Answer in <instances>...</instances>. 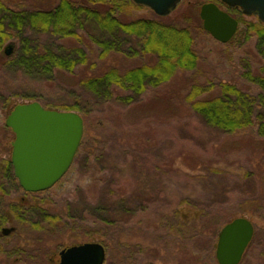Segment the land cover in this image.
I'll return each instance as SVG.
<instances>
[{"label": "rangeland", "instance_id": "1", "mask_svg": "<svg viewBox=\"0 0 264 264\" xmlns=\"http://www.w3.org/2000/svg\"><path fill=\"white\" fill-rule=\"evenodd\" d=\"M8 1H18L20 4L16 5L17 8L47 9L59 0ZM118 1L125 4L124 0ZM207 1L181 0L172 13L161 19L180 24H187L183 21L187 19L191 21L192 27H197V24L202 26L199 8ZM216 1L239 21L237 32L229 43L218 42L201 31L195 44L200 55L195 69L176 72L169 81L156 88H148L132 105H127L122 97L125 92L119 89V99L108 100L85 115L89 119L88 126L85 125L83 114L76 111L83 118L84 129L73 162L49 193H37L49 198L43 206H50L52 214H64L66 202L78 203L77 207H70L75 217L68 222L72 221L73 229L66 225L64 217L62 221L47 226V229L55 228L52 233L32 229L28 231L27 228L19 234L20 240L17 242L23 248L36 249L33 253L39 258L43 257L46 248V258L55 256L53 263L57 264L60 248L87 241L98 242L97 235L91 232L98 230V236H104L110 247L117 245V239L118 243L133 246L128 264H150V261L154 264H194L190 260L195 257L193 249L203 247H206V255H201L203 263L195 261V264H207V249L212 246V259L217 264L214 255L217 231L230 219L246 217L254 225V234L239 264H258L255 255L259 251L257 248H249L251 243L256 245L264 241V135L258 134L255 127L225 133L205 123L184 99L193 82L213 84L209 92H216L218 87L215 85L221 81L233 82L245 88L249 84L245 82L243 73L248 70L258 73L264 65V56L257 52L255 37L247 38L243 33L250 21L260 23L261 26L264 23L238 10L232 11L220 0ZM123 9L121 18L128 21L159 19L153 11L143 6L124 5ZM137 42L130 40L133 47ZM8 47L10 53L6 55L4 51ZM15 49L16 40H7L0 53V62L13 54ZM98 50L95 47L91 55L96 62L94 70L81 65L72 73L59 75L55 80L45 83L24 78L18 80V77L6 73L9 77L7 83L11 85L14 82L16 86L40 94L39 99H20V102H54L65 97V89L71 87L87 98L77 85L76 77L79 75L104 71L108 65H116L122 70L155 60L154 54L127 58L116 54L111 58L99 59ZM258 93L256 86L251 87L253 96ZM5 117L0 115V144L3 148L7 147L6 152L0 153L2 161L10 158L11 142L14 139L13 132L4 125ZM108 134L116 135L115 142L103 143ZM93 140L103 146V152L107 155L100 163L92 162L95 168L101 169L100 175L103 174L104 180L90 191L88 185L92 177L83 169L82 156L86 150L83 145H92ZM3 189L6 193L2 192L0 212L8 208V203L17 201L23 192L14 185L3 186ZM121 197L130 200L128 211L136 206L139 210L136 208L134 215L129 214L130 219L133 218L130 223H126L125 219L117 220L108 228L103 221L108 215L106 208H113L111 203L116 204ZM175 212L179 219L183 213L188 223L198 222L196 226L203 225V234L196 239L195 245L192 246V242L188 241L186 248H179V245H183L181 235L167 228L168 222L170 226L177 224ZM126 213L119 209L111 220L125 217ZM202 215L206 221L199 218ZM116 223L118 227L126 224L120 230ZM117 234L119 236L115 237ZM15 236L13 238L18 237ZM13 238L8 239L14 243L16 240ZM148 247L150 249L145 252ZM53 252L57 255H52ZM27 259L28 264H45L44 259L42 263L29 260L28 256ZM109 261L110 253L106 252L105 264H110ZM46 264L50 263L46 261Z\"/></svg>", "mask_w": 264, "mask_h": 264}, {"label": "trees", "instance_id": "2", "mask_svg": "<svg viewBox=\"0 0 264 264\" xmlns=\"http://www.w3.org/2000/svg\"><path fill=\"white\" fill-rule=\"evenodd\" d=\"M124 1L125 4L122 5L118 0H59L47 9H26L20 6L17 8L16 5L20 4L18 1L9 3L8 0H0V53L7 40L11 38L16 40L15 52L0 62V115L6 116L13 106L20 102V99H39L40 95L20 85L16 86L14 82L9 85L6 80L9 77L6 73L14 78L18 77V80L24 78L45 83L55 80L59 75L72 73L81 65L94 70L96 62L92 60L91 55L95 47L99 48L97 54L99 59L111 58L116 54H121L125 58L139 55L149 57L154 54L155 60L122 70L116 65H108L104 71L79 75L76 77L77 85L82 88L87 98L71 87L65 89V97L54 102H41L46 108L81 112L87 126L89 119L87 120L85 115L107 103L108 100L119 99L120 96H117L119 89L125 92L122 97L127 101V105H132L148 88H156L169 81L180 70L195 69L200 60L195 44L201 31L207 33L201 25L192 27L191 21L187 19L183 20L187 24L165 22L160 16H157L159 19L140 18L128 21L121 18L124 5L140 6L131 0ZM208 1L217 2L216 0ZM262 25L250 21L243 29V33L247 38L255 37L257 52L264 56V24ZM130 40L138 41L135 47L130 44ZM243 75L245 82L249 84L245 88L233 82L221 81L215 85L218 87L216 92H209L213 84L204 85L193 82L184 99L190 103L191 109L201 116L205 123L225 133L255 127L258 134L264 135V65L260 67L258 73L248 70ZM250 86H256L259 89L256 96L251 94ZM111 136L113 135L108 134L103 143L115 142L116 135ZM96 142L93 140L92 145H83L84 148L86 147L82 156L83 169L92 177L88 185L90 191L104 180L103 174L100 175L101 169L95 168L92 162L100 163L107 154L103 152V146ZM6 151L7 147L3 148L0 144V153ZM6 185H14L20 189L13 174L10 158L2 161L0 157V202L4 192L3 186ZM22 195L23 199L20 195L17 201L8 203V208L0 212V226L9 223L8 220L11 217L15 222L17 234L24 232L27 228L28 231L32 229L52 233L55 228L47 229V226L62 221L64 217L68 223L66 225L73 229L72 221L68 222L75 217L71 214L70 207H77L78 203L66 202L64 214H52L50 206H43L49 199H40L36 203L34 194L23 192ZM126 200L128 199L121 197L116 204L111 203L113 208H106L108 215L103 221L108 228L117 220L125 219L126 223L133 221L129 214L134 215L136 208L138 210L139 208L136 206L135 209L128 211L130 200L127 202ZM119 209L125 210L126 216L120 215L122 218L115 217L118 218L116 221L111 220ZM174 216L178 220L177 224L170 226L168 222L167 228L181 235L183 245H179V248H186L188 241L192 242V246L195 245L196 239L203 234V225L196 226L198 222L188 223L183 213L181 219L177 212ZM199 218L206 221L204 215ZM126 223L119 227L116 223V226L121 230ZM91 232H94V236L97 235L98 242L103 244L107 253H110V264H128L131 261L132 245L118 243L117 239V245L113 248L104 236H98V230ZM117 236L119 234L115 237ZM34 241L36 242L37 239ZM260 243L256 245L251 243L249 250L257 248L259 251L255 255L257 263L264 264V241ZM16 245L6 254L7 264H28L27 256L29 260H38L42 263L44 259L45 264L46 261L54 264L55 256L46 258L48 249L45 246L43 257L39 258L33 253L36 249L28 250ZM64 247L67 246L62 248ZM212 248L214 247L207 249L205 258L207 264L214 263ZM149 249L150 247L146 248L145 252ZM55 253L53 252L52 255H57ZM193 254L195 257L190 258L192 263L195 264V261L203 263L201 255H206V247L193 249ZM150 264L154 263L150 261Z\"/></svg>", "mask_w": 264, "mask_h": 264}, {"label": "water", "instance_id": "3", "mask_svg": "<svg viewBox=\"0 0 264 264\" xmlns=\"http://www.w3.org/2000/svg\"><path fill=\"white\" fill-rule=\"evenodd\" d=\"M152 10L157 16L172 13L181 0H131ZM248 16L264 23V0H221ZM199 17L203 29L215 40L228 42L236 33L238 21L213 2L200 6ZM10 53V47L5 54ZM4 125L11 129L10 162L18 185L26 192H40L57 183L70 168L80 145L84 122L73 110L44 107L39 101L17 103L5 118ZM13 227H3L7 234ZM254 225L246 217H235L218 231L215 243L217 264H239L251 242ZM58 264H104L106 250L95 241L62 248Z\"/></svg>", "mask_w": 264, "mask_h": 264}, {"label": "flooded vegetation", "instance_id": "4", "mask_svg": "<svg viewBox=\"0 0 264 264\" xmlns=\"http://www.w3.org/2000/svg\"><path fill=\"white\" fill-rule=\"evenodd\" d=\"M232 11H234V10H238V9H236V8H230ZM20 187V186H19ZM52 188L53 187H51V188H49V189H47V190H45V191H40V192H26V191H24L21 187H20V189L23 191V192H25V193H31V194H34L35 196H36V198L34 199V201L37 203L40 199H44V198H46L45 196H40L39 194L37 195V193H41V194H46V193H49V191L50 190H52ZM23 192L20 194L21 196H22V199H23ZM20 196V197H21ZM47 199H49V198H47ZM9 223H6V225L7 224H11L9 227H13V230L12 231H10L9 233H7V234H3L2 233V228L4 227V226H6V225H2V226H0V255H2V256H0V264H7V260H8V258H7V256H6V254H7V252H9V250H11V247H14L15 245H16V243L20 240V236H19V234L18 235H16L17 234V230H16V228H15V226H12L15 222H14V220H12L11 219V217H9ZM14 233H16V234H14ZM16 235V236H15ZM13 236H15V237H17V238H13ZM8 238H13V239H15L16 240V242H14V243H12ZM16 246H18V247H21L22 248V246L20 245V244H17Z\"/></svg>", "mask_w": 264, "mask_h": 264}]
</instances>
